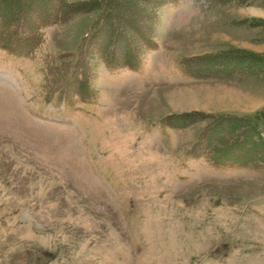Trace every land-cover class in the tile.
Here are the masks:
<instances>
[{"label": "rangeland", "instance_id": "1", "mask_svg": "<svg viewBox=\"0 0 264 264\" xmlns=\"http://www.w3.org/2000/svg\"><path fill=\"white\" fill-rule=\"evenodd\" d=\"M67 1L0 0V264H264V0Z\"/></svg>", "mask_w": 264, "mask_h": 264}, {"label": "trees", "instance_id": "2", "mask_svg": "<svg viewBox=\"0 0 264 264\" xmlns=\"http://www.w3.org/2000/svg\"><path fill=\"white\" fill-rule=\"evenodd\" d=\"M63 2L64 0H59V2ZM67 1V0H66ZM99 1H101V0H99ZM68 2V1H67ZM91 2H93V1H91ZM98 4H99V2H97ZM66 5L68 6V3H66ZM60 6V4H58V7ZM70 6V5H69ZM67 7V10L69 11V8L70 7ZM105 6H106V4H104V5H102L101 7H99V9L100 8H102V13L100 14V17H99V19H106V18H108V17H111V19H113V21H114V23H117L118 24V26H120V24H122L121 23V21H120V18L118 17V15L116 14V13H110V16H108L109 15V12L108 11H110L111 9L109 8V7H107V8H105ZM60 8V7H59ZM59 8H57V9H59ZM111 12H113V10H111ZM53 12L51 11H49V10H47L46 9V13H44L42 16L44 17V18H48L50 15H51V17L53 16V14H52ZM62 16V15H61ZM120 22V23H119ZM102 23V22H101ZM113 23V24H114ZM115 28L117 29V26L115 25ZM121 28V27H120ZM99 29V28H98ZM119 31H121L120 29H119ZM35 34H37V33H35ZM34 34V39L36 40L37 39V35H35ZM95 35H98V33L96 32V31H93L92 32V34H91V36L90 37H88V39H87V42L89 41H91V39H92V37L93 36H95ZM112 38V37H111ZM121 38L122 37H113L112 39H110L111 40V44H112V47H118V48H120V44H121V41L123 40H121ZM113 43H114V46H113ZM90 44V43H89ZM99 45H106V46H110V42H107V43H105L104 42V44L102 43V42H100L99 44H98V46ZM123 46V45H122ZM111 47V46H110ZM85 48V47H84ZM84 48L82 49V50H80L78 53H77V57H80V55H81V53L83 52L84 53ZM103 48H106V47H103ZM125 48V47H124ZM125 49H127V51H129L130 50V55L133 57V58H135L136 60H137V64H139V62H141V58L138 56L139 55V53L138 52H134L131 48H129V47H126ZM119 50V49H118ZM131 50H132V52H131ZM232 50L234 51V54H228L229 55V57L230 56H233V57H235V56H239V54L238 53H240V52H242V51H246L247 53H253V51H250V50H244V49H239V48H232ZM116 51V50H115ZM82 53V54H83ZM115 53V52H114ZM114 55H116V54H114ZM117 56V55H116ZM243 56H245V55H243ZM224 57V56H223ZM117 57H112V61L114 60V63H117L118 62V60L116 59ZM208 58V57H207ZM201 59H203V60H200V61H204V59L206 60V58H201ZM213 59L215 60H219V59H221V56L220 55H217L216 57L214 56L213 57ZM124 63H126L127 65H128V62H127V60H122ZM211 63V62H210ZM73 68H75V67H73ZM217 69L218 70H220V68L219 67H217ZM75 75H76V71L73 69L72 71H70L69 72V77L66 79V80H63V79H61L60 81H62V82H64L63 84H67V87L68 88H70V86L72 85V79H74V78H76L75 77ZM64 78V77H63ZM56 82H58V81H56ZM70 84V85H69ZM249 121V123H250V125L251 126H253V129L251 128V127H249L250 129L249 130H255L256 129V127H258L259 126V123H261V121H259V120H256V119H254V120H252V119H249L248 120ZM226 122H228V120L226 121ZM230 123H236V124H241V121H240V118H238V119H233L232 121H229ZM226 127H224L223 129H225ZM256 131V130H255ZM238 141H242V139L241 140H238ZM223 147H225V146H223ZM257 148H259V147H257ZM234 157V156H233Z\"/></svg>", "mask_w": 264, "mask_h": 264}, {"label": "bare ground", "instance_id": "3", "mask_svg": "<svg viewBox=\"0 0 264 264\" xmlns=\"http://www.w3.org/2000/svg\"><path fill=\"white\" fill-rule=\"evenodd\" d=\"M171 97H172V95H170ZM170 96H169V98H170ZM174 96V95H173ZM235 97V96H234Z\"/></svg>", "mask_w": 264, "mask_h": 264}]
</instances>
